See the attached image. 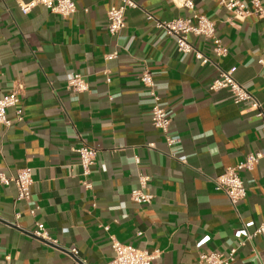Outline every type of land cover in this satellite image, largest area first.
Returning a JSON list of instances; mask_svg holds the SVG:
<instances>
[{"label":"crops","instance_id":"crops-1","mask_svg":"<svg viewBox=\"0 0 264 264\" xmlns=\"http://www.w3.org/2000/svg\"><path fill=\"white\" fill-rule=\"evenodd\" d=\"M30 1L0 0V98L15 92L19 99L6 112L10 126L0 125V173L12 178L30 168L33 181L29 201L17 200L13 183L0 182V264H72V248L87 264H106L112 240L157 253L153 264H197L202 253L235 247L241 224L252 231L264 221V159L239 172L244 201L232 205L214 189L215 177L264 151V132L227 90L208 89L215 63L235 68L234 79L264 111V67L257 62L264 57V17L237 20L219 0H191L228 50L217 61L207 42L191 37L212 59L201 66L146 18L189 16L178 0H136L114 36L106 16L113 0H75L67 17L43 6L20 11L17 2ZM238 1L251 8V0ZM144 70L171 119L169 135L180 137L171 146L151 124L152 97L139 80ZM73 75L84 78L86 92L67 87ZM82 145L97 152L88 175L73 151ZM141 175L149 177L144 192L153 195L144 205L130 199ZM38 225L50 242L33 235ZM252 246L239 249L233 264H264V240Z\"/></svg>","mask_w":264,"mask_h":264},{"label":"built area","instance_id":"built-area-1","mask_svg":"<svg viewBox=\"0 0 264 264\" xmlns=\"http://www.w3.org/2000/svg\"><path fill=\"white\" fill-rule=\"evenodd\" d=\"M181 7L191 11L186 17H178L170 21H159L147 14V20H153L154 26L161 29L170 37L176 46V51L180 54H190L201 66L212 63V59L204 52L196 49L191 43L190 38H201L210 45V52L215 60H220L228 53L227 48L217 37L214 22L209 18L196 13L194 4L191 0H178ZM219 4L225 10L232 13L234 19L244 20L249 16L264 17V7L259 0H251V8L244 2L238 0H219ZM17 6L23 13L30 12L36 6H43L49 11L67 17L76 12L75 0H32L28 3L17 2ZM138 7L136 0H113V4L108 9L107 16V32L114 36L125 27V11L127 9H136ZM116 53L107 57L111 59ZM258 64L264 67V57L258 58ZM218 75L208 86L210 91L227 90L231 95L232 101L236 105H241L254 114L259 121V129L264 132V111L260 101L251 94L248 89L238 83L234 79L235 68L229 70H221L216 64ZM140 82L144 87L149 89L152 97V107L150 110L151 124L154 128L160 130L164 136L167 145L171 146L180 140L178 135H169L171 119L168 117L165 107L162 106L159 97L153 91V76L148 70H144L140 77ZM67 87L73 92L79 94L88 90V85L81 75H73L66 81ZM19 103L17 93L12 92L0 98V125L4 127L10 126V121L6 117L9 108L15 107ZM17 117L21 116L17 111ZM150 147L152 145H149ZM79 157V164L83 169V174L88 175L90 168L96 163L97 152L85 145L73 150ZM264 159V151L249 153L244 160L237 166L226 169L222 174L214 179V189L227 196L232 205H236L246 198V187L239 175L241 171L251 172L260 160ZM181 163L186 161V157H178ZM0 182L3 185L13 183L17 191L18 201H29L31 198L32 174L30 168L18 170L12 178H7L0 173ZM149 177L139 176V189H134L130 193V199L138 204H149L153 200V195L145 193ZM87 190L92 189L90 183H83ZM34 211H31L33 214ZM37 238L49 241V237L43 225H38L37 230L33 233ZM264 240V221L256 225L252 231L244 224H241L234 233L236 246L232 247L227 253L222 252H206L198 257L197 264H233L235 262L236 252L239 249L250 247L253 249L252 242L255 238ZM206 239H202L197 246L200 247ZM50 242V241H49ZM54 244V243H53ZM111 249L113 256L106 264H153V260L157 257V253H149L148 251L137 249L130 245L122 244L116 240L111 241ZM72 256V264H87L78 257V250L72 248L69 250ZM4 264H10L6 261ZM263 264V263H261Z\"/></svg>","mask_w":264,"mask_h":264}]
</instances>
